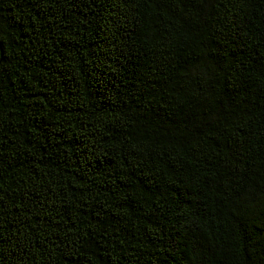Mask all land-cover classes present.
Masks as SVG:
<instances>
[{
  "label": "trees",
  "instance_id": "1",
  "mask_svg": "<svg viewBox=\"0 0 264 264\" xmlns=\"http://www.w3.org/2000/svg\"><path fill=\"white\" fill-rule=\"evenodd\" d=\"M0 264H264V0H0Z\"/></svg>",
  "mask_w": 264,
  "mask_h": 264
}]
</instances>
